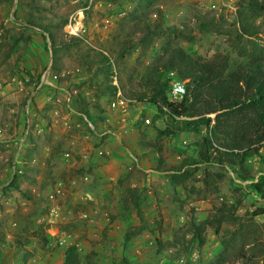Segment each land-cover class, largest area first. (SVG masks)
<instances>
[{
	"label": "rangeland",
	"instance_id": "374dc122",
	"mask_svg": "<svg viewBox=\"0 0 264 264\" xmlns=\"http://www.w3.org/2000/svg\"><path fill=\"white\" fill-rule=\"evenodd\" d=\"M257 1L262 4V17L252 22L261 32L255 41L264 47V0ZM239 2L0 0L1 82L8 84L19 70L31 77L42 74L53 59L49 35L28 26V18L65 37L71 15L82 11L84 45L111 55L118 64L123 95L135 101L122 123L110 111L114 93L105 90L104 76L81 65L78 46H61L62 74L66 73L61 84L78 94L72 102L59 95L64 120L28 146L18 189L5 191L11 183V165L0 161V264H62L66 248L73 244L83 264H264V213L255 215L264 210V200L250 187L252 181L243 182L230 169L211 166L208 169L213 173L223 174L218 192L207 196L201 193L199 180L204 167L186 187L175 188L168 170L181 165L184 156L192 155L191 147L200 135L182 132L163 138L159 150L151 149L148 144L155 142L157 130L165 129L171 121L155 107L134 99L144 91L143 76L169 46L202 56L223 53L242 60L236 49L240 42ZM66 17L68 21L62 26ZM148 23L166 28L165 34L143 36L142 29ZM21 36L30 40L15 68L14 56L3 60L13 38ZM124 40L139 44L120 60L119 42ZM27 95L26 90L0 93V126L7 129L8 136L21 124ZM80 95L93 112L95 125L80 114ZM107 130L112 133L105 134ZM10 149L5 146L2 151L9 155ZM248 163L255 171V181L264 176V149L261 156L250 158ZM27 166L39 168V172L27 170ZM130 189L140 194L141 216L132 206L127 207L125 198ZM26 191L31 197L25 195ZM238 201L240 224L225 222L219 234L208 228L202 247L191 242L192 235L187 231L191 213L197 222H203L216 207ZM240 228L245 237L243 250H237L234 243L230 245L233 233ZM40 232L47 242L33 237ZM49 232L66 234L67 238L61 244ZM128 233L131 238L127 241Z\"/></svg>",
	"mask_w": 264,
	"mask_h": 264
},
{
	"label": "trees",
	"instance_id": "16d2710c",
	"mask_svg": "<svg viewBox=\"0 0 264 264\" xmlns=\"http://www.w3.org/2000/svg\"><path fill=\"white\" fill-rule=\"evenodd\" d=\"M238 6L239 38L240 42L241 39H245V42L241 44L239 42L236 49L242 60H233L223 53L202 56L197 52H187L179 46H169L164 49L163 56L143 76L144 91L136 94L134 99L155 107L161 115L167 116L171 121L165 129L157 130L155 142L148 144L151 149L159 150L163 138L174 137L182 132H195L200 135L199 141L191 147L192 155L184 156L181 165L168 170L171 172L170 180L175 188L186 187L187 181L197 175L200 167H204L202 178L199 180L203 187L201 193L207 196L218 192L223 174L213 173L208 169L216 166L224 171L230 169L236 178L243 182L252 181L250 187L264 200V176H259L255 181V171L248 163L250 158L261 156L264 149V47L255 41L261 32L252 22L262 17L263 8L257 0H241ZM67 21L68 17L64 19L62 26H65ZM34 23L30 18L26 20L28 26L38 28L49 35L53 58L51 71L52 74L59 76L60 83L64 79L61 76L63 67L59 57L60 48L63 45L68 47L75 45L79 48L81 65L88 71L89 69L98 71L97 76L103 75L106 81L105 90L113 95L115 86L112 77L118 72V64L106 50L84 45L79 37L71 34H65L63 37L49 27ZM142 31H145L143 36L147 34L161 36L165 34L166 28L148 23ZM29 40V37L22 36L13 38V44L3 62L14 56V67L17 68L27 52ZM141 42H144V39ZM138 44L128 40L120 41V60H124L127 52L135 49ZM171 71H175L179 79L186 84V94L180 101L169 100L168 97L167 74ZM19 74L20 77L24 74L29 75L22 70H19ZM78 100L80 114L95 125L96 118L87 107L84 97L80 95ZM32 137V135L28 137L30 144L33 142ZM186 166L189 168L185 169ZM26 169L39 172V168L27 166ZM17 179L15 176L10 185L5 187V191L13 187L18 189ZM26 193L27 197H31L30 192ZM125 202L127 207L132 206L138 215H142V200L136 190H127ZM239 203L240 201L235 205L222 204L216 207L215 212L203 222H197L191 213L187 230L192 235L191 242L193 240L202 247L208 228H213L215 233L219 234L225 222L240 224L241 218L236 215ZM261 212L264 213V210H259L255 215ZM2 235L0 233V237ZM36 235L47 242L43 232L35 233L33 237L36 238ZM233 235L230 245L234 243L237 250H243L244 232L240 228ZM130 238L131 235L128 233L126 240ZM62 264H83L76 245L66 248Z\"/></svg>",
	"mask_w": 264,
	"mask_h": 264
},
{
	"label": "built area",
	"instance_id": "2783aa9c",
	"mask_svg": "<svg viewBox=\"0 0 264 264\" xmlns=\"http://www.w3.org/2000/svg\"><path fill=\"white\" fill-rule=\"evenodd\" d=\"M82 17V11L71 15L69 22L66 25V31L68 34L84 39L83 37L86 33V30L84 29L81 21ZM109 21L110 20H107L106 22ZM52 65L53 61L51 59L45 71L42 74L35 76L34 79L30 78L29 75L24 74L23 77L15 75L10 79V81H8V84L0 81L1 94L5 95L9 91H13L15 93L24 90L28 91V99L22 111L23 128L21 133L13 132L8 136L7 129L0 126V137H4L6 141H11L15 149L14 152H16L11 159H7V162H10L11 166L13 165V167L17 164V160L19 159L18 155L27 143L28 137L31 133L36 135L43 134L46 131L56 128L60 122L64 120L63 115L59 110L62 102V98L59 97V95H65L67 97V101L72 102V100L78 94L77 90L69 92V90L58 81L59 76L52 74ZM65 75L66 73L62 74L61 76L63 77ZM168 79L169 100H182L186 94L185 82L179 79L175 71H171L168 74ZM112 80L115 86V91L114 96L109 103V108L112 113H116L119 116V119L122 123H125L126 117L129 114L130 105L134 104L135 101L128 99L123 95L122 89L119 85L117 72L113 75ZM38 94L44 95L45 105L49 106L48 111H45L46 113L43 109L38 107L36 100V96ZM110 133H112L110 130L105 132V134ZM84 158H87V155H84ZM53 214L54 213H52V215ZM51 221H53V219ZM52 229L54 228H51V230ZM49 233L52 237H56L58 242L61 244H63L67 238L66 234H62L61 236V233H59L56 236L55 233Z\"/></svg>",
	"mask_w": 264,
	"mask_h": 264
},
{
	"label": "crops",
	"instance_id": "0c3cea01",
	"mask_svg": "<svg viewBox=\"0 0 264 264\" xmlns=\"http://www.w3.org/2000/svg\"><path fill=\"white\" fill-rule=\"evenodd\" d=\"M50 53L52 55L51 49H50ZM29 77L31 78V76H29ZM36 100H37V103H38V107L39 108L43 109L44 111H48V109H49L48 107L49 106L45 105L44 95H39L38 94L36 96ZM12 113H15V110H12ZM19 122H21V124H19V126H18L17 129L14 128V130H13V132L15 131L14 133L18 132L17 130H19V133H21V131H22V128H23V126H22L23 125L22 119L21 120L19 119ZM46 132H48V131H46ZM31 135L33 136L32 137V140L35 141V139H36L35 137H38V136H40L42 134L36 135L34 133H31L30 136ZM29 145H30V142L28 141L25 144V146L23 147V149L21 150L20 154L18 155L19 156V159L17 160V164L14 167L12 165L11 167L8 168L12 172V178H11L10 182L13 180V178L15 176L18 178L17 181L19 180V175H20L19 173L22 172V170H21L20 167H21V164L23 163V161H25V159H26L25 158V153H26V150H27V148H28ZM5 146L8 147V148H12V150L10 149L11 151H10V154L9 155H5L3 153V151H2V148L4 149ZM13 149H14V147H13L11 141H6V139L4 137H0V161H2L4 163H9L10 164V162H7V159L8 158L11 159L13 157V155L16 153V152H14L15 149H14V151H13Z\"/></svg>",
	"mask_w": 264,
	"mask_h": 264
}]
</instances>
